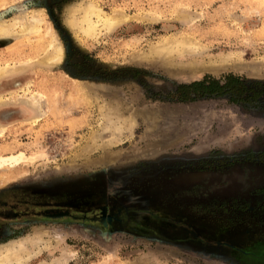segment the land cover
Segmentation results:
<instances>
[{
    "label": "rangeland",
    "instance_id": "374dc122",
    "mask_svg": "<svg viewBox=\"0 0 264 264\" xmlns=\"http://www.w3.org/2000/svg\"><path fill=\"white\" fill-rule=\"evenodd\" d=\"M86 1L130 19L88 37L72 24ZM34 12L38 32L0 37V66L21 64L0 78V156L26 158L0 167L1 209L26 212L0 218V257L264 264V0H0V23ZM52 36L63 58L45 65ZM174 36L199 53L160 49ZM226 55L233 67L209 65ZM226 75L220 94L176 90ZM26 93L43 95L36 122Z\"/></svg>",
    "mask_w": 264,
    "mask_h": 264
},
{
    "label": "bare ground",
    "instance_id": "6f19581e",
    "mask_svg": "<svg viewBox=\"0 0 264 264\" xmlns=\"http://www.w3.org/2000/svg\"><path fill=\"white\" fill-rule=\"evenodd\" d=\"M183 11H185V10H183ZM75 12L80 13L81 16L79 17V19H77L76 17H72L74 19L73 20L70 19L73 21V23H72V21H71V23L73 24V26L78 27L79 31H81L84 35H86L88 37L97 33L95 31H96V29H98L97 28L98 26H99V28L102 27L106 31V30L112 28V26H115L117 23L122 22V21H127L128 19H130V17L127 14H124L123 12L116 11V10L114 12H112L110 15H105L101 11V9L94 2H91V1L87 2L83 7H81V8L79 7V9L74 10V12H72V14H74ZM180 12H182V10H180ZM185 13H187V12H185ZM185 13H183V14H185ZM135 16L136 15H134V17ZM177 17H179V15ZM135 18L142 20V21H144V20L145 21H147V20L153 21L154 16L151 15L150 13H145V14L143 13L141 15L136 16ZM25 19L26 18L24 17V15H20V16L14 18L11 23L8 22L9 24L8 23L7 24L0 23V37L8 36V35H15V34L18 36H22V35L35 33V32H38L40 30L39 25L42 24L43 20L41 17H39L37 15V12H34V14H32V16H30V18L27 19V21ZM14 28H18L17 31H15ZM45 28H46L47 32L50 31V27L48 26V24H46ZM180 37L182 38V36H180ZM175 38L171 39L170 41L169 40H166V41L163 40L162 43L163 42L164 43L160 44L162 46H161V48L158 47V49L160 48L164 51L169 50L170 52L169 51H167V52L172 53L173 57H179L185 52H187L188 54L189 53L190 54L199 53L197 51L200 50L199 47H201V45L198 47L196 44L197 42H195L194 40L193 41L195 43L193 41L191 42L190 39L184 40L181 38L179 39L178 37L176 39ZM187 38H189V36ZM159 43H161V42H159ZM166 55H169V54H166ZM230 57H231L230 55H226L225 57L217 58L216 60L214 59L213 61L209 62V65H211L212 67H220V68L221 67L225 68V67H230V66L233 67L232 64H234L235 60L232 61ZM39 58L40 59L38 61H40V63L45 64V65H58L61 63V60L63 58V50H62V47H61L59 40L55 36H52V38L47 43L44 44V51H43L42 55H40ZM20 65L18 64V66H13L11 68H7L5 66H2V67L0 66V78L5 74L14 71L17 67L19 68ZM207 65L208 64H206L204 62L201 63V62L193 61L191 63L190 68L191 67L194 68L193 74H195V75H199V73H201L204 70L205 71L207 70L210 73H217V71L214 70V68H206L209 66V65L208 66ZM236 65H237V63H236ZM234 68L238 69L235 66H234ZM229 69H231V68H229ZM232 70H233V68H232ZM218 71H219V69H218ZM26 94H28V93H26ZM0 99H1V97H0ZM26 102H27V107L31 111L29 114L32 115L31 116L32 121L36 122L45 113L44 106H43V104H44L43 95L38 94V93H31L30 96L27 98ZM35 112H38V113L34 114ZM125 120L128 121V126L133 127L134 122H133V117L131 115L127 116L125 118ZM2 131H3V127L0 125V134L2 133ZM24 159H26V158H25V156H23L22 153L11 154L8 156H0V167L3 165L13 166V165L17 164L18 162H20L21 160H24ZM14 248H20V249L19 250L15 249V251L12 254H9L8 256H3V258L0 257V264H2V263L4 264V262H6V261L8 263L14 262L15 264H19V263L27 261V259L32 255L31 253H33V252L36 253V251H33L31 253L24 251L21 249V246L20 247H14ZM6 251H7V253H9L8 251H10V250L7 249ZM6 251H4V252L6 253ZM2 252L0 251V255H2Z\"/></svg>",
    "mask_w": 264,
    "mask_h": 264
},
{
    "label": "trees",
    "instance_id": "16d2710c",
    "mask_svg": "<svg viewBox=\"0 0 264 264\" xmlns=\"http://www.w3.org/2000/svg\"><path fill=\"white\" fill-rule=\"evenodd\" d=\"M237 81V77L233 75H226L222 77V81L210 78L209 76H203L199 81H193L189 84H182L176 87L177 92H182L183 94H188L190 92L196 93L201 92V94L209 95L212 93L220 94L229 90V83L232 81ZM189 99V98H187ZM179 100H186V98L181 97Z\"/></svg>",
    "mask_w": 264,
    "mask_h": 264
},
{
    "label": "flooded vegetation",
    "instance_id": "af4514ba",
    "mask_svg": "<svg viewBox=\"0 0 264 264\" xmlns=\"http://www.w3.org/2000/svg\"><path fill=\"white\" fill-rule=\"evenodd\" d=\"M3 206H0V218L1 217H15V216H17V215H21V214H24V213H26V212H24V211H12V210H9L8 208H11V207H13V206H11V207H9V206H7L8 208H6V209H1ZM31 212V211H30ZM44 213V212H43ZM108 220H110L109 218H108V215H105V216H103V218H101V221L103 222V223H106Z\"/></svg>",
    "mask_w": 264,
    "mask_h": 264
},
{
    "label": "water",
    "instance_id": "95a60500",
    "mask_svg": "<svg viewBox=\"0 0 264 264\" xmlns=\"http://www.w3.org/2000/svg\"><path fill=\"white\" fill-rule=\"evenodd\" d=\"M102 218H103V215H102Z\"/></svg>",
    "mask_w": 264,
    "mask_h": 264
}]
</instances>
